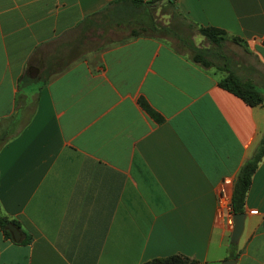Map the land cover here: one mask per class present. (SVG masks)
I'll use <instances>...</instances> for the list:
<instances>
[{"label":"crops","instance_id":"1","mask_svg":"<svg viewBox=\"0 0 264 264\" xmlns=\"http://www.w3.org/2000/svg\"><path fill=\"white\" fill-rule=\"evenodd\" d=\"M109 1L0 0V212L30 237L0 230V264H220L230 251L264 264V155L232 250L214 222L217 185L231 194L264 135V0H173L187 21L240 39L247 68L229 70L262 93L257 106L216 85L223 71L144 35L81 53L47 82L20 78L38 47L66 60L74 26Z\"/></svg>","mask_w":264,"mask_h":264},{"label":"trees","instance_id":"2","mask_svg":"<svg viewBox=\"0 0 264 264\" xmlns=\"http://www.w3.org/2000/svg\"><path fill=\"white\" fill-rule=\"evenodd\" d=\"M155 0H111L106 3L104 8L94 14H90L82 19L76 26L75 36L69 45L68 58L63 60L62 57L56 56L55 59L47 60L46 54L41 50V47L36 48L24 63L21 77L23 80H39L44 83L50 80L57 74L65 70L70 61L76 59L81 53L89 50L98 49L102 46L99 41L104 38L106 31H114L116 28H127L128 37L144 35L149 38H158L160 36L153 34L158 32L163 35H169L175 38L177 46L172 47L175 53L179 54L178 49L181 45L187 44L191 50L189 60L199 64L203 69L209 68L221 70L224 75L217 80L216 85L228 91L230 94L237 96L249 106L260 105L263 101L262 93L256 89L253 83L235 75L229 70L228 61L221 57L220 48L227 39L234 44H240V39L230 38L223 30L217 27L197 26L187 19L177 10L173 4V0H164V6L170 10V17L173 19V24L159 25L155 22L152 15V3ZM185 26L193 28L195 32L209 44L208 48L197 47L186 40L183 36H179L178 29ZM138 31H141L140 33ZM153 34V35H152ZM125 40V39H124ZM220 60V61H219ZM138 104L142 108L147 117L160 121L161 117L157 115L146 104V101L139 97ZM3 140L1 141V143ZM256 148L250 156L246 158L237 168L235 180L233 182L232 192L230 194V211L231 214L243 212L244 194L250 183V177L253 169L258 165L264 155V135L258 140ZM7 222L16 223L8 219L0 212V230L4 237L12 240L9 232L4 228ZM15 225V224H14ZM30 237L25 235L19 243H27ZM235 244L229 245V250H232ZM231 259H236V252H229ZM142 264H195L194 261L185 256H166L153 258L149 262Z\"/></svg>","mask_w":264,"mask_h":264},{"label":"rangeland","instance_id":"3","mask_svg":"<svg viewBox=\"0 0 264 264\" xmlns=\"http://www.w3.org/2000/svg\"><path fill=\"white\" fill-rule=\"evenodd\" d=\"M163 3L164 0H155L152 3V15L154 17L155 22L159 25L171 26L173 24V19H171L170 17V10L167 9ZM138 32L140 33L141 31ZM153 34L160 36L161 39L167 41L170 45L174 47L177 46V41L174 37L169 35H163L158 32H153ZM177 34L179 36H183L186 40L192 42V44L197 47H209V44H207V42L202 38V36L197 34L193 28H186L185 26H182L180 27V29H178ZM128 36L129 34L126 27L125 29L116 28L114 29V31H106L104 38L101 39L99 42L103 45L106 44L109 46L118 42L120 43L125 38H128ZM178 51L180 53L183 52L184 54H186L187 57L191 55V50L187 47V44L181 45ZM220 53L223 55L221 57H224L228 61L229 67L232 68L235 72L241 73V71L246 70L248 63L245 58L247 55L243 53L242 48L240 46L232 45L230 41H226L220 48Z\"/></svg>","mask_w":264,"mask_h":264},{"label":"built area","instance_id":"4","mask_svg":"<svg viewBox=\"0 0 264 264\" xmlns=\"http://www.w3.org/2000/svg\"><path fill=\"white\" fill-rule=\"evenodd\" d=\"M230 182L223 179L217 185V193H215V212L214 222L222 223L228 230H231L232 214L230 211V195L227 186Z\"/></svg>","mask_w":264,"mask_h":264},{"label":"water","instance_id":"5","mask_svg":"<svg viewBox=\"0 0 264 264\" xmlns=\"http://www.w3.org/2000/svg\"><path fill=\"white\" fill-rule=\"evenodd\" d=\"M244 213H236L232 215V221H231V230L229 235V243L230 244H236L237 239L241 233L242 230V221L244 220ZM4 228L9 232L11 238L13 241L17 242L21 239L20 231L19 229L11 222H7L4 225ZM236 259H224L221 261L220 264H235Z\"/></svg>","mask_w":264,"mask_h":264}]
</instances>
